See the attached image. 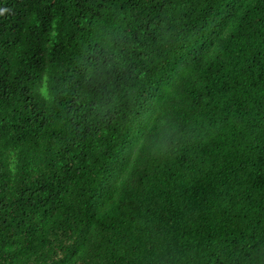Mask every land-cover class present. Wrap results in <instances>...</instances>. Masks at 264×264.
Returning a JSON list of instances; mask_svg holds the SVG:
<instances>
[{"label": "trees", "instance_id": "trees-1", "mask_svg": "<svg viewBox=\"0 0 264 264\" xmlns=\"http://www.w3.org/2000/svg\"><path fill=\"white\" fill-rule=\"evenodd\" d=\"M0 264H264V0H0Z\"/></svg>", "mask_w": 264, "mask_h": 264}]
</instances>
